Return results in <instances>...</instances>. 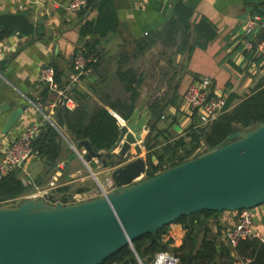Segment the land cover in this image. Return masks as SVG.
Instances as JSON below:
<instances>
[{"label":"crops","instance_id":"0c3cea01","mask_svg":"<svg viewBox=\"0 0 264 264\" xmlns=\"http://www.w3.org/2000/svg\"><path fill=\"white\" fill-rule=\"evenodd\" d=\"M65 3L66 0H0V8L25 13L32 22L40 23L33 36L25 37L14 29L3 41L5 50L0 61L7 58L9 62L0 67V107L7 104L10 107L0 115V160L3 149L22 135L27 127L40 124L38 137L45 129L50 130V124L52 128L57 127L61 134L62 153L56 167L49 168L46 160L38 154L27 161L30 164L34 161L37 165L27 167L25 162L23 168H20L21 178L26 173L42 187L48 186L52 175L57 173L58 181L67 183L59 188L87 193L90 197L101 192L94 188L93 179L85 172L86 165L76 152L78 150L85 155L86 148L81 141H75L65 128L58 126L57 108L64 105L58 91L46 87V83H40L41 72L48 66H57L62 85L67 86L68 91L71 86H75L88 92L92 95L90 103L97 105L103 104L100 96L103 93L109 94L112 100L126 98L128 94L117 73L121 66L122 70L136 69L144 78L136 108L144 107L139 118L146 114L151 118L148 103L157 96L165 95L173 73L178 72L173 86H179L181 105L179 108L171 106L167 109L170 118L162 120L161 129H166L168 134L176 132L181 136L186 134L192 124L199 126L197 117L191 120L181 111L184 94L192 83L210 80L216 95L227 100L232 93H236L239 96L237 103L251 94L255 86L264 80V56L251 57L244 52L241 43L246 36L248 21L256 14L264 18V0H113L112 20L116 22V27L105 36L93 34L86 37V40L100 38L96 44L99 59L89 75L75 82L71 75L74 71L75 48L82 43L81 29L87 20H97L100 11L98 8H90L80 16L65 7ZM181 4L192 11L193 28L196 25H199L198 29L201 28V32L193 33L192 40L208 39L207 45L196 47L191 57L187 58V52L178 53L175 46L163 44L162 38L141 54L140 42L153 39L155 34L164 30L174 17V9ZM260 33L258 31L259 38ZM180 40L181 35L177 41ZM123 57H127V62L121 65L120 60ZM92 84H97L99 94L92 90ZM157 84H161L167 91L153 94L152 85L154 87ZM19 109H22V114L10 122L14 111ZM111 112L116 114L112 110ZM174 116L177 118L176 122L172 121ZM181 125H187V128H181ZM145 129L149 131L148 125ZM161 140L166 142L164 137ZM202 144L196 152H200L202 147L206 148L205 143ZM142 148L147 155L148 150L143 145ZM153 160L156 161V157ZM33 167H36L37 175L31 174L30 169ZM58 189L54 192H58ZM239 212H217L206 220L209 239L216 238L218 247L222 244L231 245L226 238V231L238 223ZM257 214H264L262 207L257 208ZM219 224L223 227L221 232L218 229ZM256 228L264 234L262 224H257ZM167 237H172L175 245L180 246L186 238V230L181 223L173 222ZM248 259L250 262L247 264H251V258L239 256L236 264ZM192 263L193 259L190 258L188 264Z\"/></svg>","mask_w":264,"mask_h":264},{"label":"water","instance_id":"95a60500","mask_svg":"<svg viewBox=\"0 0 264 264\" xmlns=\"http://www.w3.org/2000/svg\"><path fill=\"white\" fill-rule=\"evenodd\" d=\"M71 1L66 0L65 7ZM39 24L25 13L0 8V29H16L28 37L35 35ZM8 62L2 59L0 67ZM9 107L1 106L0 115ZM143 108L121 126L108 152L94 150L88 139L81 141L93 176L97 179L94 170H107L110 191L84 201L68 192L0 205V264H101L123 247L133 246L137 238L203 210L252 208L255 222L264 226V214H257V208L264 210V121L232 133L227 144L202 147L186 161L143 177L148 159L140 141L151 120L147 114L139 118ZM22 112L14 111L10 122ZM133 148L138 156L127 161Z\"/></svg>","mask_w":264,"mask_h":264},{"label":"trees","instance_id":"16d2710c","mask_svg":"<svg viewBox=\"0 0 264 264\" xmlns=\"http://www.w3.org/2000/svg\"><path fill=\"white\" fill-rule=\"evenodd\" d=\"M113 4V0H89L87 6L78 12L80 16H83L88 9L98 8L100 14L97 20H87L83 25L81 29L82 43L80 47L76 48V52L81 48L87 56L95 55L99 59L96 44L100 38L86 40V37L93 34L105 36L115 29L116 22L112 20ZM191 19L192 11L189 8L182 4L177 6L174 9V17L164 30L155 34L153 39L140 42V53L144 54L158 39L162 40L163 38V44L175 46L178 53L187 52V58H190L196 47H205L208 42V39L201 38L192 40L193 33L201 32V28L198 29L199 25L193 28ZM14 31V29H0V43ZM180 35L181 40L178 42ZM97 62L93 64V69L97 66ZM120 62L121 65L126 63L127 57H123ZM53 67L55 81L60 89L66 90L67 86L62 85L61 73L57 66ZM122 69L121 66L117 74L128 94L126 98L112 100L109 94L103 93L100 95L102 105L91 104V94L71 86L68 92L75 100L76 107L74 109L65 106L57 108L58 126L65 128L75 141L90 140L96 151L105 150L108 152L114 146L121 129L119 120L128 121L131 119L138 106L143 75L134 68ZM165 71L168 73V70ZM178 74V72L173 73L168 91L164 96H157L148 103L151 112L149 131L145 138V147L148 150L146 173L148 177L186 161L195 154L203 142L206 147L227 144L230 142L229 136L232 133L249 126L256 127L264 121L263 80L255 86L251 94L237 103L236 100L239 99V96L232 93L226 101L225 111L215 121L199 126L192 124L185 135L171 140L166 129H161V122L164 118H170L167 115L169 107L179 108L181 105L179 86H173V81ZM91 88L99 94L97 84H92ZM176 120V116L172 117V121L176 122ZM45 130L34 141V147L38 154L46 160V165L53 169L62 153L61 134L57 127H53L44 136ZM162 137L166 142L161 140ZM106 156L110 158L111 154L107 153ZM154 157H156V161L153 160ZM21 173L22 169L16 168L0 179V205L15 199L28 190L22 182ZM66 191L68 190L65 187L58 189V192ZM216 213L217 211L203 210L179 217L174 223H181L186 230V238L180 246L175 245L172 237H167L169 224L160 228L156 233L151 232L137 238L134 240L133 246L123 247L101 264H139L140 260L144 264H150L161 251H172L178 254L181 258L180 264H188L190 258L193 259L192 264H236L239 256L251 258V264H264V241L261 239H242L235 247L227 244L218 247L216 238L209 239V227H205V222ZM218 229L221 232L223 227L219 224Z\"/></svg>","mask_w":264,"mask_h":264},{"label":"built area","instance_id":"2783aa9c","mask_svg":"<svg viewBox=\"0 0 264 264\" xmlns=\"http://www.w3.org/2000/svg\"><path fill=\"white\" fill-rule=\"evenodd\" d=\"M89 0H72L69 9L73 12H80L87 6ZM258 31L261 33V37H258ZM18 33V32H17ZM19 34V33H18ZM250 36V37H249ZM244 52H247L251 57L264 56V18L256 14L254 15L246 25V36L241 40ZM4 42L0 43V58L4 53ZM98 61L95 55L87 56L84 51L79 48L74 55V71L71 75L73 82L79 81L84 76L90 74L93 70V64ZM52 82L51 88L58 91L61 103L69 108L76 107L75 100L70 96L68 90L60 89L55 81V71L53 66H48L41 72L40 83ZM226 99L220 95H216L212 88L210 80H202L192 83L184 94L183 104L181 111L184 112V116H188L191 120L197 117L199 125H205L215 121L224 111L226 105ZM121 126L127 123V120H119ZM196 125V124H195ZM40 124H33L25 130V132L18 138L12 140L3 149V155L0 160V179L8 174L15 168H23L25 162L38 156V151L34 147V141L38 137L40 131ZM80 158L84 160V155L80 151H76ZM51 181L48 186L42 187L39 182H36L31 176L26 173L22 175V182L28 188V190L18 198H43L46 199L50 194H64L73 191L66 192H54L59 187L65 186L67 183H60L58 181V174L52 175ZM100 190H107L105 187L100 186ZM76 201H84L92 198L87 193L73 192ZM254 209H243L239 212L238 223L227 229L226 238L228 242L235 247L242 239L258 238L264 241V234L256 228L257 223L254 220ZM247 261H242L237 264H247ZM181 258L178 254L172 251L159 252L150 264H180ZM139 264H144L141 260Z\"/></svg>","mask_w":264,"mask_h":264},{"label":"rangeland","instance_id":"374dc122","mask_svg":"<svg viewBox=\"0 0 264 264\" xmlns=\"http://www.w3.org/2000/svg\"><path fill=\"white\" fill-rule=\"evenodd\" d=\"M161 84H157V86H154L153 87V85H152V92H154L153 94H155V93H158V92H160L161 94H163L164 93V91H167V89H165L164 90V88L163 87H161L160 86ZM148 89V88H147ZM143 91H145L144 89H143ZM150 92H151V90H150ZM140 104V103H139ZM142 111H143V109H142ZM187 128V125L185 126H182L181 125V128ZM175 134H169L168 136H169V138H171V140L172 139H174V138H177V137H180L181 136V134H179V135H177L176 134V132H174ZM183 133V132H182ZM147 134H148V129L146 130H144V138H143V140L142 141H140V144H142L143 145V147H145V138H146V136H147ZM145 149H146V147H145ZM144 152V151H143ZM143 155H145V153H143ZM138 156V154L136 153V151L134 150V148L132 149V151H131V153L127 156V161H129V160H132V159H134V158H136ZM145 156H147V155H145ZM31 160V159H30ZM32 164H30L29 162H27V167H30V165H37V163H35L34 161H32L31 162ZM117 164H122V161H117ZM101 165V163L99 164V166ZM87 168V169H86ZM86 168H85V172L87 173V174H89V177L91 178V179H93V186H94V188L97 190V191H99V189H100V186H103V187H105V188H107V190L108 191H110L111 189H112V180L110 179V178H108V177H106L105 176V172H107V170L106 169H100L101 171L99 172V173H97V171H95L92 167V169L94 170V172H95V174H96V177H97V179L93 176V174H92V172H91V170H90V168H89V166L88 165H86ZM30 172H31V174L32 175H37V169H36V167H33V168H31L30 169ZM53 177V176H52ZM143 177H146V175L145 176H143ZM52 179V178H51ZM49 181V180H48ZM51 181V180H50ZM49 181V182H50ZM48 182V183H49ZM100 183V184H99ZM102 193V191L100 192V194Z\"/></svg>","mask_w":264,"mask_h":264}]
</instances>
